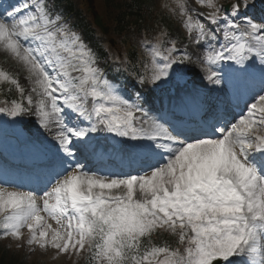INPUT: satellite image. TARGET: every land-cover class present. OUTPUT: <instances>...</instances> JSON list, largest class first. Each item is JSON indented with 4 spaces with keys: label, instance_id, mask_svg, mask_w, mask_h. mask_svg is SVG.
<instances>
[{
    "label": "snow or ice",
    "instance_id": "obj_1",
    "mask_svg": "<svg viewBox=\"0 0 264 264\" xmlns=\"http://www.w3.org/2000/svg\"><path fill=\"white\" fill-rule=\"evenodd\" d=\"M194 2L160 5L192 52L165 27L142 67L105 68L56 0H0L17 69L0 66V239L86 264H264V0Z\"/></svg>",
    "mask_w": 264,
    "mask_h": 264
},
{
    "label": "trees",
    "instance_id": "obj_2",
    "mask_svg": "<svg viewBox=\"0 0 264 264\" xmlns=\"http://www.w3.org/2000/svg\"><path fill=\"white\" fill-rule=\"evenodd\" d=\"M131 2H133V5L128 4L130 10L138 11L139 7L148 8L145 0H131ZM56 3L61 10L68 12V14L69 12L76 14L77 20L82 22L83 13L76 9L74 0H56ZM107 3L112 10V14L115 15V18H111V25H113L112 27L116 29V34L122 33L123 31L140 32V30H142L144 26L142 20H134L133 23H131L130 19L128 18L131 12L129 10L127 11L123 9L119 0H107ZM88 27H86V37L88 43L95 46V48H98V52L100 54H106L101 43V37L96 36L93 31L87 30ZM80 260L81 262L79 264H86L85 257ZM0 264H28V262L26 258L20 256L19 254L10 252V250L6 246L4 247V245L0 242Z\"/></svg>",
    "mask_w": 264,
    "mask_h": 264
},
{
    "label": "rangeland",
    "instance_id": "obj_3",
    "mask_svg": "<svg viewBox=\"0 0 264 264\" xmlns=\"http://www.w3.org/2000/svg\"><path fill=\"white\" fill-rule=\"evenodd\" d=\"M76 1L78 4L85 6L83 0H76ZM182 36H183V33H181L178 26H176L174 28L172 38L173 37L180 38ZM185 46H187L188 51L190 52H192L196 48V46L191 44L188 40H185V42L183 43H181L180 41H177V47H185ZM0 59H2L4 69L13 71V72L17 71L16 66L11 61L7 60L6 56L3 53H0ZM193 67H194V71L196 75L201 76L202 73L199 71L198 66L194 65ZM19 75H20L19 80H20L21 85L24 86L25 89L27 90L30 87V85L27 79L25 78V74L23 72H20ZM16 243L17 242L11 238H5V242L3 245L4 247L5 246L8 247L10 252L19 254L20 256L26 258L29 264H40L42 262L47 263V264H68L69 262L70 257H68L67 255L61 256L59 258H53V253L51 251L44 253L40 249L37 248L35 252H30L27 247L17 248Z\"/></svg>",
    "mask_w": 264,
    "mask_h": 264
}]
</instances>
